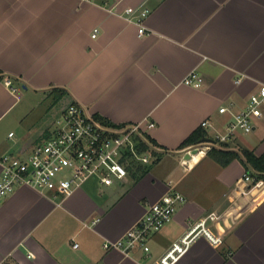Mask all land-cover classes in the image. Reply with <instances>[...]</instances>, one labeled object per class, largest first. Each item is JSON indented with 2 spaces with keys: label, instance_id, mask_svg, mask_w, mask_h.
I'll return each mask as SVG.
<instances>
[{
  "label": "crops",
  "instance_id": "obj_1",
  "mask_svg": "<svg viewBox=\"0 0 264 264\" xmlns=\"http://www.w3.org/2000/svg\"><path fill=\"white\" fill-rule=\"evenodd\" d=\"M140 6L151 11L144 36L123 16ZM193 70L201 88L183 83ZM0 71L17 88L0 83V122L17 130H0V158L51 134L52 123L34 115L59 90L68 91L56 100L67 101L61 113L73 100L114 123L150 116L166 150L112 186L91 180L67 197L16 188L0 199V264H151L203 218L224 243L200 236L177 264H264V186L248 192L238 159L224 167L180 148L205 119L222 129L230 115L220 108L241 110L264 83V0H0ZM261 127L264 108L253 132ZM243 145L264 153L259 134ZM172 188L187 201L150 239V253L104 249Z\"/></svg>",
  "mask_w": 264,
  "mask_h": 264
},
{
  "label": "built area",
  "instance_id": "obj_2",
  "mask_svg": "<svg viewBox=\"0 0 264 264\" xmlns=\"http://www.w3.org/2000/svg\"><path fill=\"white\" fill-rule=\"evenodd\" d=\"M150 13L146 6L128 7L123 16L136 24L139 35L144 36L150 32L146 25ZM98 33L99 28H95L92 36L96 37ZM4 82L13 91H17L12 79L5 78ZM240 82L241 79H238L237 83ZM183 83L201 88L204 78L197 70H193L184 77ZM263 108L264 83H261L241 110H232L227 106L220 108L221 114L230 115L222 129H217L209 119L203 120V140L185 147L183 151L188 157L195 158L197 153L206 155L215 146L234 142L240 134L252 133L256 128V118L263 115ZM54 126L47 140L37 144L31 151L6 153L1 156L0 199L21 186H30L44 193L53 192L56 196L65 197L83 188L93 179L101 185L112 186L117 182H126L132 172L149 167L166 153L163 147L151 141L157 124L150 116L138 122L110 123L96 117L83 105L73 103L63 110ZM185 163L188 166L189 161L185 160ZM242 180L253 185L248 192L264 186V178H259L252 172L246 171ZM247 191L237 187L238 193ZM186 201L184 193L172 188L151 204L144 216L121 238L105 241L104 249H117L130 255L136 249L142 248L144 252L150 253V239L173 219L178 208ZM210 218L215 220L217 216L211 214ZM200 236H205L214 246L219 247L224 243V237L215 234L208 224V218H203L191 224L151 264H177Z\"/></svg>",
  "mask_w": 264,
  "mask_h": 264
},
{
  "label": "trees",
  "instance_id": "obj_3",
  "mask_svg": "<svg viewBox=\"0 0 264 264\" xmlns=\"http://www.w3.org/2000/svg\"><path fill=\"white\" fill-rule=\"evenodd\" d=\"M5 79V75L0 71V83L3 82ZM60 93L56 94V100L62 99V97L68 95V91L66 90H59ZM75 103L71 100L67 106ZM96 117L104 120L106 122L113 123L109 119L101 116L100 114H95ZM205 130L200 127L192 132L180 145V148H184L190 145L198 144L204 138ZM151 141L155 143V139L151 138ZM156 144V143H155ZM229 143L222 144L221 147L215 146L209 152L208 155L216 160L222 166H228L232 161L238 159L244 165L245 170L248 172H252L259 178H264V153L261 155H257L254 150L251 149H244L241 153L236 150L226 149L224 146H228ZM141 170H147V168H140ZM135 172V171H134Z\"/></svg>",
  "mask_w": 264,
  "mask_h": 264
},
{
  "label": "rangeland",
  "instance_id": "obj_4",
  "mask_svg": "<svg viewBox=\"0 0 264 264\" xmlns=\"http://www.w3.org/2000/svg\"><path fill=\"white\" fill-rule=\"evenodd\" d=\"M43 105L42 106H38L37 110L35 111V116H37V119L41 118L42 117H46V121L47 123H52V128L51 130L53 131L54 129V124L56 122V120L60 117L61 115V108L64 107L63 105L67 103V101H65L64 103H61V102H58L56 103V96H52V97H49V98H42L40 99V101H43ZM54 105V108L51 110V106L53 107ZM255 123H256V120H255ZM257 124H258V120H257ZM0 130L3 131L5 130L7 133H9L10 131H14V132H17L15 126L10 122H6L3 121V122H0ZM259 132V133H258ZM258 134L260 137H264V130L261 128H259V131H257L256 133L252 132L250 134H240V142L236 145V144H232L230 147H232L231 149L235 148L237 149L238 151H240L241 153H243L242 151L244 149H246L243 145V142L245 141V143L247 142L248 144V141H254V139H257L258 140ZM50 136V135H49ZM48 136V137H49ZM47 137V138H48ZM47 138H45L44 140H47ZM43 140V141H44ZM42 141V142H43ZM222 146V145H221ZM220 146V147H221ZM225 147V146H224ZM210 151V150H209ZM208 151V152H209ZM188 155V154H187ZM177 158H179L181 156V154H178L176 155ZM94 180V179H93ZM106 189V188H105Z\"/></svg>",
  "mask_w": 264,
  "mask_h": 264
},
{
  "label": "water",
  "instance_id": "obj_5",
  "mask_svg": "<svg viewBox=\"0 0 264 264\" xmlns=\"http://www.w3.org/2000/svg\"><path fill=\"white\" fill-rule=\"evenodd\" d=\"M206 139H208V138H206Z\"/></svg>",
  "mask_w": 264,
  "mask_h": 264
}]
</instances>
